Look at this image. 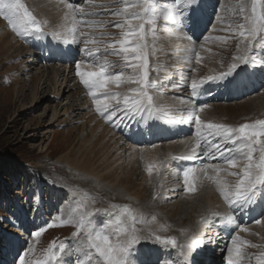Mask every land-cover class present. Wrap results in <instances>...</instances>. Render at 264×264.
Segmentation results:
<instances>
[{
	"label": "rangeland",
	"instance_id": "obj_1",
	"mask_svg": "<svg viewBox=\"0 0 264 264\" xmlns=\"http://www.w3.org/2000/svg\"><path fill=\"white\" fill-rule=\"evenodd\" d=\"M64 1L80 4L84 7L85 11L103 12V8L95 7L96 5H106L110 8L123 7V0H117L115 3H111L110 0ZM173 2L174 0H156L158 5L167 4L169 7L173 5ZM247 2L250 7L251 0H247ZM221 3L225 6V12L223 10L224 7L221 8V14L225 17V25L218 26L215 31L212 30L213 26L211 23L219 0H211V2L210 0H199L198 10L201 8L202 10H197L195 13L189 11L188 16L184 18V21L188 25L185 31L193 39L201 37V41L203 40L202 35H207L208 32H211L210 35L212 36H232L233 33L220 31L219 27L226 26L229 21L234 24L241 22L230 11L231 6L235 5L237 0H221ZM29 8L33 10L31 6ZM198 13L200 16L205 13L208 15L205 14L203 16L204 18H197ZM83 19L111 22L118 18L111 15H97L84 17ZM71 25L75 26L73 22ZM211 26L212 28H210ZM78 29L88 33L90 48L98 46L103 49L106 47L104 43L99 45L91 43L94 40L108 42L121 38V30L112 27L110 23L106 25L78 24ZM198 29L200 30L199 33L193 35ZM7 30L14 37L7 33ZM101 33H111L112 35L101 36ZM5 34H8L7 37H9L10 42L15 45H12L8 49L5 43H0V264H18L19 256L24 254L29 244L32 245L33 251L26 259L31 261L43 259L48 247L53 242L58 245L61 241H65V250L58 258L61 260V264H77L78 260L82 261L81 258H78V256L82 257L80 256L82 255L80 254L81 252L78 251L80 244L71 236V233L75 230L74 224H61L58 219L63 218L68 220L74 214L73 209L81 203L86 204L89 211L93 209L101 210L96 215L95 221H97L98 216L102 215V212L108 211L112 214L113 212L119 214L123 211V206L127 205L134 214L145 217L146 222L138 224V227L145 228L146 231L153 229L155 230V234L164 237L162 231H166L163 221H166L170 213L177 212V209H179L177 203L182 201V195L179 194L182 190L179 191L177 189L178 191H175L172 197L170 196L171 192H168L169 188L164 194H161L156 190L155 182L152 180L158 173L157 169L154 168L152 174L149 175L146 168L138 166L137 162L134 165L133 161L140 162L143 158L140 150L147 148L153 151V145L166 150V146L170 142L171 144L181 142L182 136L172 137L169 133L166 134V132L163 134L164 129H162L160 131L162 136L160 137V132H154L148 126L149 124L156 125V123L153 124L155 121L149 120L147 124H143L140 122L141 119L139 117L136 120H126L120 123L118 127L114 126V123L110 124L106 122L96 112L93 100L88 95V90L85 89L79 77L76 75V63L85 59L84 55L79 51L80 48L85 46L83 43H80L79 46L76 45L78 51L75 52L74 58L54 55L50 60L49 57H46L49 54L48 52H50V47H47L46 41L41 43L43 36L37 38L34 35H29L25 38H29L30 42L28 40V42H22L21 46V37L12 31L8 26V22L3 17H0V41ZM167 34L169 36L171 30L170 28L165 30L163 22H161L156 36L163 37ZM150 38L153 37L150 35ZM161 39L159 40V44L150 42V40L148 41L150 49L154 48V45L158 47L160 45L159 52L162 53V60L166 67V74H163L164 78L159 79L154 78L153 74L155 71L162 72V67L154 68L151 65L149 73L152 75L151 77L158 82L163 81L161 87L150 90V94L156 100L159 96H165L175 100L181 99L182 97V99H188L191 95H186V90L182 93L183 88L181 87L183 83L189 84L184 89H187L191 93L190 84L193 76L194 79L198 78L197 80H199L208 75H215L219 71H225L233 61L235 54H237L235 39H229L228 41H208L206 43L211 44V47L214 46L210 50H214V55L218 57L217 61L210 59L208 63L202 61L200 64H197L196 59L192 57L191 64L195 71H191L187 68L189 57L180 55L175 47L169 46L166 40L167 38L165 41ZM35 40L40 42L39 45L41 47L38 51L31 45ZM201 41H198L197 45ZM14 47L20 48L14 50ZM25 49L30 52H25ZM254 49L252 50V55L256 58L257 67H246L247 65H242L241 70L238 68L231 76L227 77V80L235 77L233 81L235 85H231V89L233 90V87H235L236 92L239 91L238 94L240 96H234L232 100H222L223 102H218L219 100H216L215 97L213 99L212 96L216 93L218 97L224 96V93L229 94L226 96H233L230 92H226L228 86L226 84L224 86V80H222L219 85H213L215 88L212 86L210 89L206 88V97L208 98L203 97V103H221L223 105L235 102L251 103L253 98L256 99L253 103H258L260 99L264 98V66H259L261 63H264V54H262L264 47H256ZM62 58L67 59V61H64ZM103 60L109 62L112 73L120 72L121 70H124L125 74L131 72V69L123 68L121 56L111 53L101 55L99 61L96 63L85 62L82 65L87 67L85 71H98L99 63ZM50 68L56 71L54 81H52V74L49 72L51 71ZM246 68H248L249 72L247 75L244 74V69ZM42 74V81L46 82L33 92L34 81L36 78H40ZM167 81L169 84L166 83ZM210 83L213 82H209L204 86H208ZM132 86L134 87L135 85L129 83H121L119 85L110 83L107 85V90L125 94ZM169 103L171 107L173 105L172 100ZM171 109L174 115L176 108L172 107ZM259 113L262 114L259 115ZM250 114H247V117L241 116V119L244 121L238 119L237 122L242 121L240 123H245V121L251 122L255 119H264V108L259 107V109L253 110ZM162 115L158 118L160 122H162V118H165L164 114ZM176 117L178 118V116ZM234 122L230 121L228 124L234 126ZM235 124L239 125L236 122ZM169 125H172L173 129H176L177 124L172 123ZM165 128H168V124L165 125ZM182 128H185V126ZM156 138L163 140L160 141ZM66 154H70L69 159H74V161L78 162V165L75 166L73 163L69 164L63 161L62 157ZM104 156L106 158L108 157L114 163L111 166V176L107 175L105 179L96 178L98 180L96 181L93 177L83 174L82 167L80 166H83L86 161H93L95 165H98ZM104 166L105 162H102L98 168H103ZM160 166H162L161 173H164L165 177L168 176L167 173L173 167L172 164H167L166 162H162ZM195 170H197V184L201 177L203 178V175H200V168H196ZM182 172L181 170L177 171V175L183 176L181 174ZM131 173H134L132 180ZM178 176L173 181H177L178 183ZM129 179L131 193L128 196L126 195L118 199L115 196L114 188L119 186L117 184L118 182L123 184L129 183ZM229 180L234 181L235 178L230 177ZM199 190L196 193L199 194ZM145 200H148L147 205L151 208L142 204ZM112 205H117V208L113 209ZM152 215H155L157 218L155 222L151 221ZM237 216L238 219L240 218L239 222L242 223L239 227H245L247 231L245 232L243 230L245 228L232 229L229 227L227 229L229 234L228 239H223L222 234L216 235V232H212L211 226L206 225V232L207 229L209 230L208 234L205 232L203 234V237L206 238H204L206 241L203 240L204 245L210 243L211 247L208 249V254L214 258L218 257L217 264L224 262L223 254L226 255L225 247L230 242L231 235H241L243 240L252 241L251 244L257 245V248L262 247L264 244V241L262 243V240H264V211L258 213L255 217H251V214L246 209L240 214L237 213ZM245 217L249 218V221H241ZM109 219L114 220V216ZM208 219V221L213 222L212 218L208 217ZM52 220H55L58 226L47 228L46 222ZM107 220L108 218L104 222ZM256 220H260L261 223L257 224ZM104 222L102 217H98L97 223ZM214 223L219 228L224 227L225 224L221 219ZM171 226L174 227L173 225ZM40 227H44L45 231L38 237H32L31 232L38 231ZM238 230H241L239 234L237 232ZM247 232L250 233L249 236L251 237H244L248 234ZM174 237L177 240L180 239L177 236ZM207 240H211V242ZM143 243L155 245L158 249L162 246V244L155 243L154 240L149 239L142 241L136 246L139 252H141L140 245ZM172 249L175 250L177 248ZM252 249L248 248L244 250L249 254H254V258L257 252ZM56 250L59 251V248ZM137 256L135 253L134 257L137 260V264H139L141 262ZM253 258L250 261L251 264H255V259Z\"/></svg>",
	"mask_w": 264,
	"mask_h": 264
},
{
	"label": "snow or ice",
	"instance_id": "obj_2",
	"mask_svg": "<svg viewBox=\"0 0 264 264\" xmlns=\"http://www.w3.org/2000/svg\"><path fill=\"white\" fill-rule=\"evenodd\" d=\"M61 2L63 3V0ZM110 2L115 3L117 0H110ZM95 7L103 8V12L85 11L80 4L67 3L64 19L70 18L74 25H106L110 23L112 27L120 29L121 38L118 40L108 42L94 40L91 42L95 45L106 44L103 49L98 46L90 48L88 33L79 31L75 26L63 31L55 29L46 31L48 22L39 20L29 11L22 0H0V17L8 22V26L18 36L34 35L39 38L50 35L57 42L52 46V54L56 56L74 58L75 52L72 45L79 46L80 43H83L85 46L79 51L85 59L76 63V75L88 90L96 112L106 122L114 123V126L118 127L120 123L129 119L136 120L137 117L145 124L149 120L158 119L157 101L150 94V90L161 87L163 81L158 82L149 74L151 69L149 57L154 55V52L149 51L148 37L151 35L155 39L161 22H163L165 30L174 29L178 40L182 42L177 50L189 54L187 68L195 71L191 64V54H195L197 64L202 62L200 51L197 50V42L201 41V37L193 39L185 31L184 18L188 16L189 11L195 13L198 10L199 0H174L171 7L167 4L158 5L156 0H123V7L110 8L106 5H96ZM223 7L225 6L219 0L211 23L213 31L217 30L218 26L225 25V17L221 14ZM230 11L241 22L234 24L229 21L226 26L219 27V30L231 32L233 35L203 34L199 48L204 49L205 43L208 41L235 39L237 54L233 57V61L225 71H219L215 75H208L199 80L192 79L191 96L186 100L180 99V104L183 107L175 109L182 113L179 119L175 118L173 110L164 113V116L167 117L166 123H188L194 128V144L186 154L188 159L196 160L203 157L222 161V164L209 163L207 168L200 170V174L214 183L216 191L226 205L224 212L213 211L211 213L213 222L215 219H222L225 227L237 223V213L244 212L258 202L264 203V119H255L238 126L216 123L202 118L201 114L210 105L200 103L197 106L196 102V98L202 94L204 85L209 82L224 80L241 65L257 67L252 50L256 47H264V0H251L250 7L247 0H237V3L231 6ZM97 15H111L118 19L111 22L83 19ZM100 35L112 34L101 33ZM108 53L121 56L123 68L131 69V72L125 74V71L121 70L112 73L107 60L99 63L98 71L82 70V63H96L101 55ZM259 66H264V63ZM110 83L117 85L129 83L135 86L130 87L127 93L121 94L107 90V85ZM148 126L154 132L161 131L159 125L149 124ZM159 167L149 163L146 171L151 175L153 169L159 170ZM210 172L215 175H209ZM182 175L183 190L189 194L195 193L197 191V171L192 167H187L183 169ZM227 177H234L235 180H229ZM112 208L116 209L117 205H112ZM100 211V209L89 211L87 205L81 203L73 209L74 214L68 220L58 218L61 224L72 223L75 226L71 236L79 242L78 251L85 257L82 261L78 260L77 264H137L134 257L137 251L136 246L149 239L154 240L155 243L180 250L176 258L160 259L159 264H193V253L204 244L203 240H198L195 237L190 238L191 242L189 243H180L174 236L162 237L155 234L153 229L146 231L145 228L138 227V224L146 222L145 217L134 214L127 205L123 206V211L119 214L113 212L114 220L108 219L104 223L95 221V217ZM156 219L155 215L151 216L152 222H155ZM256 223L260 224L261 221L256 220ZM56 226L58 225L55 220L46 222L47 228ZM243 230L247 231V229ZM44 231L45 228L40 227L38 231H32L31 236L38 237ZM245 246L257 247L250 241L243 240L239 235H231L230 242L226 245L227 255L223 254L224 264H244L246 256L251 261L254 254L247 253L244 250ZM57 248L59 251L56 250ZM64 250L65 241H61L58 245L53 242L46 250L43 259L31 261L26 259L33 251L32 245L29 244L24 254L19 256L18 264H61V260L58 258ZM255 264H264V252L255 257Z\"/></svg>",
	"mask_w": 264,
	"mask_h": 264
},
{
	"label": "bare ground",
	"instance_id": "obj_3",
	"mask_svg": "<svg viewBox=\"0 0 264 264\" xmlns=\"http://www.w3.org/2000/svg\"><path fill=\"white\" fill-rule=\"evenodd\" d=\"M22 1H23V3L26 4V6L28 7L29 11H32V13L39 20H41V21H45L46 20L48 22V27H46V29H45L46 31H49V30H52V29L63 31V30L71 29L73 27L71 25L72 22H71L70 18L68 20L64 19V10H65L66 4L68 2H66L64 0H63V3L61 2V0H22ZM210 2H211V0H210ZM225 3H227V1H225ZM28 5L31 6L33 10H31ZM200 10H202V8ZM200 10H198V11H200ZM223 10L225 12V7H224ZM205 14H207V13H205ZM204 15L200 16V14L198 13L197 18H200V17L204 18L203 17ZM187 26H188L187 23L184 21V29L187 28ZM212 26L210 28H212ZM75 27L78 28V24H75ZM202 27H204V25H202ZM170 30H171V34L169 36H168V34L164 35L163 37H161V36L157 37L156 36L155 39H153V38H150V35H149L148 41L150 40V42H153L155 44H159V40L161 38L164 41L167 38L166 40L168 42L167 41L166 42L169 43V46H172V47H175L176 49H178L181 46L182 42L178 40L177 33L175 32V30L172 29V28H170ZM199 31H200L199 29L196 30V32L193 35L199 33ZM167 32L169 33V31H167ZM7 33H9L10 35H12L14 37V35L11 32L8 31ZM210 33L211 32H208L207 35H209ZM1 35H2V33H1ZM7 35L5 34V36L3 38H1L0 43L1 42H3V44L5 43V46L8 47V49H10V47H12V45H15V44L10 42V39H9V37H7ZM19 37H21V36H19ZM69 38H70V36H69ZM27 40L30 42L29 38L27 39L25 37H21V44L20 45L22 46V42H28ZM42 40L43 41H41V43H44V41H46L47 42V47L48 46L50 47V49H49L50 52H48L49 54H47L46 57H49L50 60H51L52 57H54V55L52 54V46L55 45L57 42L55 40H53L50 35L49 36H43ZM39 44H40V42L38 40H35V42L31 43V45L33 47H35V50H37V51L41 47ZM61 46L62 47H67L65 45H61ZM213 47H211V44L205 43L204 49H200L199 48V44L197 45V50L200 51V54H201L203 62H207L208 63V62H210V59H212L214 61H217L218 57L214 55V53H213L214 50L213 51H208L207 50V49H210V48L212 49ZM216 47H218V46H216ZM19 48L14 47V50H17ZM72 48L74 49V52L78 51L76 49V45H72ZM25 50H26L25 52H27V53L30 52L27 49H25ZM159 50H160V45H159V47L157 45L156 46L154 45V48H152V49L149 48L150 52H154V55L153 56L151 55L149 57V62H150V65L154 66V68L155 67H159V68L162 67V72L155 71V73L153 74L154 78H159L160 79V78H164L163 74L164 73L166 74V67H165V65L163 63V60H162V53L159 52ZM178 52H179L180 55L189 57V54L186 53V52H182V51H178ZM262 54H264V52ZM192 57L195 58V54L194 53L191 54V58ZM65 58H67V57H65ZM62 59L64 61H67V59H64V58H62ZM246 67H248V66H246ZM81 68H82V70L85 71L87 67H85V65H81ZM239 69L240 70L242 69V65L239 67ZM50 70L51 71H49V72H51L52 78H53L52 81H54V79L56 77V71H54L52 68H50ZM211 71H212V68H211ZM248 73H249L248 72V68L244 69V74L247 75ZM42 76H43V74L40 76V78H36V80L34 81L33 92L35 90H37L39 87H41L42 85L45 84L46 81H42ZM150 76H152V75H150ZM239 76H240V74H239ZM168 78H170V77H168ZM183 79H185V78L183 77ZM191 79H194V76ZM234 79H235V77H232L229 80H227V77L224 79V86H225V84L228 86V90L226 92H230L231 94H233V96H226V95H229V94H225L224 93V96L218 97L216 95L217 94L216 93V94H214V96L211 95L212 98L213 99L216 98V100H219L218 102H220L222 100H224V101L232 100L234 98V96H240L238 94L239 91L236 92V88L235 87H233V90L231 89V85H235L233 83ZM252 79H255V78H252ZM164 80H166V79H164ZM228 81H230V82H228ZM40 82H41V84H40ZM220 82L221 81L213 82V83H210L208 86H204L203 87L202 94L197 98V106H199L200 103H203L204 100L202 98L206 97V95H207L206 94V88L210 89V88L213 87V85H219ZM166 83L169 84L168 81ZM188 85L189 84H187V83H185V84L183 83L182 84V87H181V88H183L182 93H184L183 91L186 90L185 94L186 95H188V94L191 95V93L187 89H184L185 86H188ZM213 88H215V87H213ZM162 97H163V99H161ZM206 98H208V97H206ZM170 100H172V103H173V105L171 107H170V103H169ZM255 100L256 99L253 98V100H251V103H238V102H235V103H228V104H225V105H223L221 103L208 104V105H210V107L205 109L204 112L201 115H202V118H204L206 120H211L212 122H219V123L222 122V123H227L228 124V123H230V121H235L236 123L241 124L240 122L244 121V120L241 119V116L247 117V114L251 115L250 113L253 110L259 109V107L260 108L261 107L264 108V98L260 99V101L258 103H256V102L253 103ZM156 101H157V107H158V110H159V117L163 116L162 114H164L165 112H167L169 110H172L171 109L172 107H174V108H182L183 107V105L180 104V99H176L175 100V99H170L169 97L159 96ZM254 112H256V111H254ZM259 112H261V111H259ZM261 114L262 113H259V115H261ZM181 115H182V113L179 112V111H175V113H174V116H175L176 119H179ZM184 115H186V113H184ZM176 116H178V118ZM166 119H167V117L162 118V122L158 121V119L153 120V121H155V122H153V124L156 123V125H159L161 130L164 129L163 130L164 131L163 134L166 132V134L169 133L172 137H175V136H180L181 137L182 136V139H181L182 141L178 142V143L174 142L172 144L170 142V144H168L166 146L167 147L166 150H164L163 148H159L157 146L154 147L153 151H151V150H149L147 148L145 150L142 149V150H140V154L143 156V158L140 160V162L139 161H135V160L133 161L134 165L137 162L138 166L144 167V168H147V165L149 163H153V164H156V165L160 166V165H162V162H166L167 164H172V166H173L171 168L170 172L167 173L168 176H166V177L164 176V173H161L162 166H160L159 170H157V172H158L157 175L152 178L153 182H155L156 190H158L161 194H164V192L169 188L168 192L169 191L171 192L170 196L172 197V194L175 191L182 190V192L179 193L180 195H182L181 196L182 197L181 198L182 201H180V202L178 201L179 203H177V206L179 205V209H177V212L174 211L173 213H170L169 216L166 218V221H163L164 225H165L164 229H165L166 232L162 231L164 233L162 235H164V236H166V235L177 236L178 238H180V239H178V241L180 243H189V242H191L190 238H192V237H195L198 240H205L206 238L203 237V234H204V232L208 234V230L209 229H207V232H206V228H207L206 225H210L211 226L210 228L212 229V232H214V233L216 232L215 233L216 235L222 234L223 237H224L223 239H228L229 238L228 237L229 234H228V230L227 229L229 227H231L232 229H234V228H237V229L239 228L240 229V228H245V227H239L242 224V223L239 222L240 218L237 220V223L235 225H229L228 227H225V224H224V227L222 226V228H219L218 225L216 226V223H214L212 221H208L209 220L208 217L211 218V213L213 211L224 212L225 209H226V205L224 204L222 198L219 196V193L216 191L214 183L212 184V181L209 180L208 178H205V176L203 175V178L201 177L200 181L196 184L197 192L200 189L199 190V194L196 193V192H195L196 194L195 193L189 194V193H186L183 190V187H184L183 186V176H180L179 174H178L179 176L177 175V171H179V170L183 171V169L187 168L188 166L193 167V169L200 168V170H201V169L207 168V165L209 163L222 164V161L213 160V159H206V158H203V157H201L200 159H196V160L188 159L186 154L190 151L191 147L194 144V136H195L194 128L192 126H190V124H188V123H174V124H177V126H176V129H173L172 125H169V123H166ZM238 119H240L242 121L237 122ZM140 122H142L143 124L145 123L143 120H141ZM235 122L233 123L234 126L237 125V124H235ZM166 124H168V128H165ZM134 126H136V125H134ZM183 126H185V128H182ZM142 134H143V132H142ZM159 134H161L160 135V137H161L162 133L160 132ZM156 139L160 140V141L163 140V139H159V138H156ZM164 145H162V146H164ZM143 146H145V145H143ZM69 156H70V154L64 155L62 157L63 161H66L69 164L73 163L75 166H77L78 162L74 161V159H69ZM107 156L109 157V155H107ZM108 157L106 158V156H104L102 161L99 162V164L102 163V162H105V166L103 168H98L99 164L95 165V162H93V161H90V162L86 161L83 166H80V167H82L81 169H82L83 174L88 175L90 177H93L96 181H98L97 179H99V178H101V179L107 178L106 177L107 175L111 176L112 175L111 166L114 163L111 160H109ZM98 158H99V156H98ZM134 165H132V166H134ZM134 167H136V166H134ZM173 168H174V170H172ZM130 175H131V180H132V177L134 176V173H131ZM209 175H215V173L210 172ZM176 176L179 177V178H177V179H179L178 183H177V181H173L176 178ZM227 178L229 179L230 177H227ZM117 184L119 186H116L114 188L115 189L114 193H116L115 196H117L118 199H120V198H122V197H124L126 195L128 196L131 193V189H130V185H129L130 184V179H129V183L123 184V183L118 182ZM99 189H101V188H99ZM105 190H103V191H105ZM112 193H113V190H112ZM142 204L146 205L147 207H149L147 205L148 204V200H145L144 202H142ZM149 208H151V207H149ZM247 210H248V213L251 214V217H255L258 213H262L264 211V203L258 202L256 205L250 207ZM112 216H113L112 213H109L108 211H106V212H102V215H100L98 217L99 218L102 217L103 218V222H104V220H106V218L109 219ZM98 217H97V221L96 222H98ZM205 218H207V219H205ZM218 220H220V219L215 220V222L218 221ZM244 220L249 221V218L245 217V218L241 219V221H244ZM158 221L160 222V220H158ZM221 221H223V220L221 219ZM171 225H173L174 227H172ZM245 229H247V228H245ZM249 229H250V227H249ZM240 231L239 230L237 231L238 234L240 233ZM249 235H250V233L246 234L244 237H251ZM210 236H211V233H210ZM239 236H241V235H239ZM263 241L264 240H262V243H263ZM250 242H252V241H250ZM260 242H261V240H260ZM204 244L201 246V248L197 249L196 252L193 253V255H192L193 264H217L218 263L217 262V260H218L217 258L218 257L214 258L210 254H208V252H209L208 249H209V247H211L210 243L206 244V245H204ZM161 248L158 249V247H156L155 245H151V244H148V243H143L142 245H140L141 252H139L138 248H137V251H136V255H138L137 258H139V261L141 262L139 264H142V262H143V264H159L160 259L163 260L165 258H176L179 255V252H180V250L178 248L173 250L171 246L166 247L165 245H162ZM248 248H253L255 250V252H257L256 256H258L260 253L264 252V244L260 248L246 246L244 249H248ZM225 252H226V249H225ZM146 253H148V254L146 255ZM75 255H77V254L75 253ZM226 255H227V252H226ZM80 256H82V257L78 256L79 259L80 258H81V260L85 259V257L83 255H80ZM256 256H254L253 259H255ZM244 260L247 262V264H251L250 261L248 260L247 256L244 258ZM212 261H214V262L212 263ZM221 264H224V262H222Z\"/></svg>",
	"mask_w": 264,
	"mask_h": 264
}]
</instances>
